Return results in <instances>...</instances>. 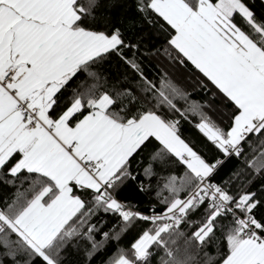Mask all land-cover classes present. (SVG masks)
Instances as JSON below:
<instances>
[{
	"label": "snow or ice",
	"instance_id": "snow-or-ice-1",
	"mask_svg": "<svg viewBox=\"0 0 264 264\" xmlns=\"http://www.w3.org/2000/svg\"><path fill=\"white\" fill-rule=\"evenodd\" d=\"M138 25L160 46L130 36ZM172 72L209 99L192 100ZM190 117L198 146L182 138ZM130 181L140 192L157 185L151 214L119 198ZM0 189V257L11 264H65L71 251L93 264L141 222L109 264H264V10L250 0H0ZM101 212L115 218L109 231Z\"/></svg>",
	"mask_w": 264,
	"mask_h": 264
},
{
	"label": "trees",
	"instance_id": "trees-1",
	"mask_svg": "<svg viewBox=\"0 0 264 264\" xmlns=\"http://www.w3.org/2000/svg\"><path fill=\"white\" fill-rule=\"evenodd\" d=\"M251 3L254 4L256 10L262 11L264 10V0H250ZM123 11L122 8H116L112 11L113 18H117L121 12ZM134 39L143 36L144 45H146L149 49L154 50L156 47H159L162 43L158 37L155 36L154 33L151 32L150 26L144 25L142 28L138 25L134 32L129 33ZM145 68L146 72L153 76L159 72V66L155 59L153 60H145ZM171 78L176 82L179 86L185 88L190 93V98L197 102L203 103L209 97L206 95L205 90H202L196 87L191 79L188 76H181L177 73H170ZM213 119L216 118L215 113L211 112V110L205 109ZM198 118L190 117L192 123L188 121H181V133L182 138L186 140H191L200 143H204V138L198 132V130L194 127V123L197 121ZM209 147H211L209 145ZM238 167V162L233 159L231 161H226L224 167L221 169L219 174L214 178V182H218L221 178L227 179V176L230 174L231 171H234ZM157 185L152 183L148 188L147 192H140L135 187V182H129L121 191L119 198L126 203H131L134 205L139 211L143 213H150L151 206L153 204H158L157 198ZM7 194V190L0 189V197ZM167 195V193H165ZM98 225L101 227L102 231H109L112 229L114 224L116 223L115 218L110 215H105L102 212L99 214L98 217L95 218ZM143 227V222L140 223L139 226L133 228L128 233L123 234L119 241L110 240L108 241L104 247L101 248L100 252L97 253L96 257L93 260V264H109V261L112 257H115L120 250H128L130 245L135 241L138 237L141 228ZM98 238L102 239V236ZM182 243V241H181ZM209 252H214L215 250L211 247L208 249ZM0 252H3V249L0 248ZM3 259L4 264H11V261L8 257H0ZM81 257L75 252L71 251L67 255V260L65 264H79Z\"/></svg>",
	"mask_w": 264,
	"mask_h": 264
},
{
	"label": "built area",
	"instance_id": "built-area-1",
	"mask_svg": "<svg viewBox=\"0 0 264 264\" xmlns=\"http://www.w3.org/2000/svg\"><path fill=\"white\" fill-rule=\"evenodd\" d=\"M145 214H151V213H145Z\"/></svg>",
	"mask_w": 264,
	"mask_h": 264
}]
</instances>
